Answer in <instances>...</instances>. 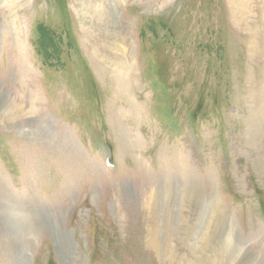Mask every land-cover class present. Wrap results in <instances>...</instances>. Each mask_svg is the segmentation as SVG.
I'll return each mask as SVG.
<instances>
[{
  "label": "rangeland",
  "instance_id": "rangeland-1",
  "mask_svg": "<svg viewBox=\"0 0 264 264\" xmlns=\"http://www.w3.org/2000/svg\"><path fill=\"white\" fill-rule=\"evenodd\" d=\"M115 1L0 0V264H264L263 0Z\"/></svg>",
  "mask_w": 264,
  "mask_h": 264
},
{
  "label": "bare ground",
  "instance_id": "bare-ground-1",
  "mask_svg": "<svg viewBox=\"0 0 264 264\" xmlns=\"http://www.w3.org/2000/svg\"><path fill=\"white\" fill-rule=\"evenodd\" d=\"M77 1L79 3V6L87 11V14H89L90 12L89 23H91V25L94 24L95 27L104 34V36H108L114 46L119 40V44L118 46L116 45V49L121 52L122 57H125L126 52L128 53V45L126 39H124L125 37H122L123 31L121 29V25L119 24L121 18L119 19L120 13H118L117 10L119 6L115 3L116 1L113 0L114 2H112L111 0L112 3L108 5L103 4L101 0H99L100 3H98L96 0ZM249 2L250 0H231L233 11L238 13L242 11L244 13L246 10L245 5ZM85 31L87 32L89 30L86 28ZM126 60L128 61V58ZM16 106H19V104L15 101V99L4 94L0 88V110L2 112H8L11 115H14V108ZM185 191L186 194L184 193L182 194V196L184 195V201L189 205V209L195 210L198 207V203V205L202 206L203 208V217L205 219H208L211 224L216 225L220 229V232L222 231L223 235H225V239H227L228 241L231 240V234L228 235L227 231L225 232V216L217 199L214 198L209 203L208 207H206L202 203L203 201L199 199V193L197 192V190H195L194 188H186ZM15 220V222L19 226L20 222H24V220H17V217H15ZM222 233L220 234L221 236H223ZM230 244L235 247V244H233L232 241H230Z\"/></svg>",
  "mask_w": 264,
  "mask_h": 264
}]
</instances>
